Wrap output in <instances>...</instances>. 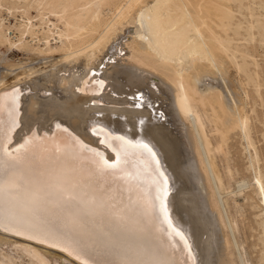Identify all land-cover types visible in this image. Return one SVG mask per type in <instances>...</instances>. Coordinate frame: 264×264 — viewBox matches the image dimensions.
<instances>
[{"label": "bare ground", "instance_id": "bare-ground-1", "mask_svg": "<svg viewBox=\"0 0 264 264\" xmlns=\"http://www.w3.org/2000/svg\"><path fill=\"white\" fill-rule=\"evenodd\" d=\"M14 1L0 0V46L15 61L0 73V264H17L6 245L33 264H230L227 249L249 264L227 204L254 187L264 233V182L245 106L221 91L228 60L246 73L253 57L234 16L243 0H29L21 12ZM3 11L21 13L19 36ZM122 33H133L129 63L110 67ZM233 131L254 180L227 189L216 155L229 161Z\"/></svg>", "mask_w": 264, "mask_h": 264}, {"label": "rangeland", "instance_id": "rangeland-1", "mask_svg": "<svg viewBox=\"0 0 264 264\" xmlns=\"http://www.w3.org/2000/svg\"><path fill=\"white\" fill-rule=\"evenodd\" d=\"M13 3L16 7H19L18 11L21 12L24 9V7L22 8V6H27L29 3V0L23 1L22 3H18L16 0ZM243 5H244V9L242 10V12L236 11V8H235L234 16L236 20L242 21V28L240 31L246 35L247 33L246 30H249V34L247 33V35L245 36V39L239 41V43L243 45L242 46L243 48L247 47L248 48L246 49L247 51L251 50L250 52L252 53L253 57L251 56H248V58L246 57L247 61L246 59L244 61H239L242 58L241 59L238 58L239 59L238 61L241 63L245 61L248 62L249 64L247 63L248 65L246 67L248 69H245V70L249 72L245 71L246 73H244L243 71H241L243 72L241 73L240 71H238L236 67H234L233 64L232 65L230 64L231 62L233 63V61L228 60V62L230 63L228 64L227 67H229V72L231 74H227L226 76L228 78L227 80H228L229 86L227 88H224L223 90L221 89L220 90L223 91L225 95H227V97L230 96L229 98H232L231 97L232 96L231 91H232L233 95L234 96L236 95L235 97L239 98V101L242 103L240 104L242 106H245L246 113L248 115L249 122H250L249 126H250V131H251V138L255 145V149L258 153V161L260 160L258 163L260 167H256V169L258 170V172H261L260 174H262L261 177L263 178L262 182H264V40H263L264 37H262L264 35V32H262L263 34L260 35L261 31H258V26L264 25V9L262 8L263 4H260V0H243ZM247 6L252 8L253 11L256 13L254 17L250 16V10L246 9ZM20 15L21 13H16L15 17L9 16L6 11H3V13L1 14L2 18L4 17L5 19H7L8 17V19L6 20V23H7L6 26L11 27V30H10V32H12L11 37H14L15 35L17 36L20 35V33L16 31L14 28V24H16L17 21L20 19ZM28 17L32 19L34 24L36 23H37L36 25L40 24L35 10L33 9L30 10L28 12ZM51 19L53 22L56 20L54 17H52ZM58 25H59V28H62L61 24H58ZM213 26L215 27L214 24ZM131 29H133L132 26H131ZM40 39H42V37H40ZM120 39H121V41L119 42L120 45L114 48L115 49L114 52L120 53V55L116 56L115 59L111 58L107 61V63L110 64V67L114 65L115 66L120 65V64L126 65L127 63H129L127 60H128V56L131 55V51H132L131 43L134 41L133 33H129V34L122 33ZM28 40H31V38H28ZM52 43L54 44V47L60 46L58 42H56L58 45L55 44V41H52ZM16 53L17 54L21 53L20 58H24L26 56L24 51H17ZM249 53L248 55L251 54ZM12 54L13 52L7 50L6 47L0 46V73H3L5 71L3 68H7L8 67L6 66L7 64H13L15 62L13 60L14 56ZM43 56H41L40 58L34 57L31 59V62H33V65H35L34 67L43 68V63L50 61V59L48 58H51L52 56L56 58H61L62 56H65V55L64 53L57 51L53 55L46 54L44 57ZM51 61H52V58H51ZM116 61L119 64L116 63ZM234 62H235V59H234ZM48 65L45 64L44 67H47ZM100 67L103 69V67L105 68V65H103V67L101 65ZM50 68L52 67L50 66L48 69ZM78 71L79 69L76 68L75 73L77 72L76 74H78ZM64 72H61V76H65L66 73L64 74ZM100 73H101V70L99 71V74ZM146 74L151 78V82L155 86L159 88L166 87V84L164 85L163 79L158 74L154 72L152 73L150 71H147ZM238 81L241 84H239ZM222 84H224L223 81H222ZM212 89H216V88L213 87ZM171 99H169V102H168L169 106H172L175 104L174 103L176 101L175 95L171 96ZM207 126H208L207 130L208 132H210L211 124L209 125V123L207 122ZM179 128H180L179 132L183 134L182 137H184L185 141H189L188 137H186V134L183 131L184 129H182L183 127L181 126ZM237 133L239 132L237 131L231 132V134L229 135V138L231 140L229 139L227 145L224 147V152L229 147L228 152L230 153H228L227 158H225V159H228L229 157V161H226L223 158L227 155L226 154L227 151L224 153L226 155L222 156L223 153H221V155H218V154L216 155L217 169L227 189L233 188L236 180L240 181V180L246 179V181H249L250 183H252V180H254L253 171L248 170V168L250 169L249 164H248L250 163V154L248 151L245 150L246 142L242 139V137H240L241 135L239 136ZM216 136L217 135H213L212 138ZM253 153H255V151L251 149V155L255 157V154ZM224 161H226V163ZM228 162H230L231 165H229ZM228 166L230 167V170L227 168ZM253 188L247 189L246 191H244V193L236 197L234 196L229 197L227 205L230 210L229 211L230 215L233 218V221L236 225L237 237L241 245L245 260L249 264H264L263 262L264 261V233H263V226H262V209L260 207V200H259L258 194ZM231 251L232 250L230 249L226 250L227 256L230 260L229 263L238 264L236 257L232 255L233 252ZM4 252L7 255L11 256L12 259L17 264L18 263L19 264H33L29 257L24 256L20 250H16L14 247L7 246V245L4 246Z\"/></svg>", "mask_w": 264, "mask_h": 264}, {"label": "snow or ice", "instance_id": "snow-or-ice-1", "mask_svg": "<svg viewBox=\"0 0 264 264\" xmlns=\"http://www.w3.org/2000/svg\"><path fill=\"white\" fill-rule=\"evenodd\" d=\"M102 83V82H101ZM11 95H13V97H15V91H13V93H11ZM15 123V122H14ZM145 149H147L149 151V153H151V149H148L147 145H144ZM10 155V154H9ZM154 156V154H152ZM105 165L106 167H109V168H112V167H115V165H110V164H107V162H105ZM161 175H163V173H161ZM162 196L163 197H166L167 196V179L165 178L164 180V188L162 190ZM162 203V207H163V199L161 201ZM164 211H165V218L167 219V211H166V207L164 208ZM177 235H180L179 233H177ZM31 238V237H29ZM55 246V245H53ZM63 250V249H62ZM84 264H87V262H84Z\"/></svg>", "mask_w": 264, "mask_h": 264}, {"label": "water", "instance_id": "water-1", "mask_svg": "<svg viewBox=\"0 0 264 264\" xmlns=\"http://www.w3.org/2000/svg\"><path fill=\"white\" fill-rule=\"evenodd\" d=\"M99 127H101V126H95V130L97 129V128H99ZM105 131L108 129V128H103ZM110 129V128H109ZM111 130V129H110ZM112 131V130H111ZM111 135H113V134H111ZM142 141H144V140H142ZM103 145V144H102ZM103 146H105V147H107L108 148V146H107V144H105V145H103ZM86 148H90V149H92L93 150V148L92 147H90V146H86ZM94 151V150H93ZM98 153H99V155L101 156V158H103V160H104V154H103V152H102V150H98L97 151ZM105 161V160H104ZM105 162H107L108 164H110V163H113V161H105Z\"/></svg>", "mask_w": 264, "mask_h": 264}]
</instances>
